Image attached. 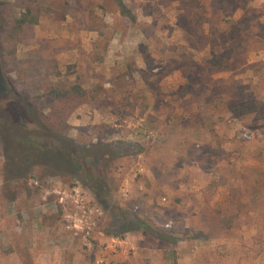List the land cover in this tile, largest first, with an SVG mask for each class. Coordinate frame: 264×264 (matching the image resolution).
Listing matches in <instances>:
<instances>
[{
    "label": "rangeland",
    "instance_id": "374dc122",
    "mask_svg": "<svg viewBox=\"0 0 264 264\" xmlns=\"http://www.w3.org/2000/svg\"><path fill=\"white\" fill-rule=\"evenodd\" d=\"M122 1L0 0V264H264V0ZM19 140L110 144L117 215Z\"/></svg>",
    "mask_w": 264,
    "mask_h": 264
},
{
    "label": "trees",
    "instance_id": "16d2710c",
    "mask_svg": "<svg viewBox=\"0 0 264 264\" xmlns=\"http://www.w3.org/2000/svg\"><path fill=\"white\" fill-rule=\"evenodd\" d=\"M118 1L122 12L133 20L130 12L126 9V7H124L123 1ZM26 22L28 21L26 20L25 16L20 19L21 24H25ZM83 92V89L79 85H75L70 90L66 91H57L52 89L51 95L62 98L68 94L81 96ZM16 118L18 117L16 116ZM1 120L2 119L0 118V121ZM2 128L3 127L0 126V131H2ZM18 143H20L21 146L15 152L11 153L13 156L12 159L16 157L21 159L27 158L33 153H38V155L45 156L47 158L52 157L54 161L59 163L58 167H60V170L48 166L46 171L50 176H59L60 174H64L63 167L70 166L72 170L70 175L74 178H78L77 180L81 181L91 190L95 200L104 210L110 211L114 216L117 215V213L115 214L114 212V207L110 204L111 192L109 188H107L108 185H106L107 181L105 178V169H108L111 162H113L117 157L115 149H113L110 144H100L93 146L92 148L74 144L75 146H72V149L68 150L60 148L45 150L43 148H39L36 143L31 141L19 140ZM92 161L98 162L97 171L90 169L88 166L87 163ZM22 177L23 176H21V178ZM125 218H127L126 225L122 227L121 232L113 234L114 237L124 238L125 234L127 233L141 230L155 235L157 240L162 244H176L181 240L179 237L170 234L167 230L153 227L144 220L137 219V226H135L132 221H129L128 217ZM197 237L198 235H196V238Z\"/></svg>",
    "mask_w": 264,
    "mask_h": 264
},
{
    "label": "flooded vegetation",
    "instance_id": "af4514ba",
    "mask_svg": "<svg viewBox=\"0 0 264 264\" xmlns=\"http://www.w3.org/2000/svg\"><path fill=\"white\" fill-rule=\"evenodd\" d=\"M7 92L8 87L0 70V98L7 97ZM0 122V126L3 127L1 130L4 132V134L7 133L9 136L11 134V128L8 126V123H12V121L8 122L7 124L2 120Z\"/></svg>",
    "mask_w": 264,
    "mask_h": 264
},
{
    "label": "crops",
    "instance_id": "0c3cea01",
    "mask_svg": "<svg viewBox=\"0 0 264 264\" xmlns=\"http://www.w3.org/2000/svg\"><path fill=\"white\" fill-rule=\"evenodd\" d=\"M37 218V220H36V226H37V228H39L40 230H46L47 228H48V226H46V225H44L43 223H42V221L40 220V218H39V216H37L36 217ZM28 231H29V229H28ZM59 231V230H58ZM27 247V246H26ZM28 248V247H27ZM47 253L46 252H42L41 254H39L38 255V258L41 260L42 258H45V257H47ZM31 258V257H30ZM29 258V259H30Z\"/></svg>",
    "mask_w": 264,
    "mask_h": 264
},
{
    "label": "built area",
    "instance_id": "2783aa9c",
    "mask_svg": "<svg viewBox=\"0 0 264 264\" xmlns=\"http://www.w3.org/2000/svg\"><path fill=\"white\" fill-rule=\"evenodd\" d=\"M75 192L78 194L79 191H78V190H75ZM77 196H78V197H77L78 199H77V202H76V203H77L78 205L81 204V203L83 204V203H84V199L81 198V197H79V195H77ZM71 217H72L71 215H67V218H68V219H70ZM75 227H77L76 224H75Z\"/></svg>",
    "mask_w": 264,
    "mask_h": 264
}]
</instances>
